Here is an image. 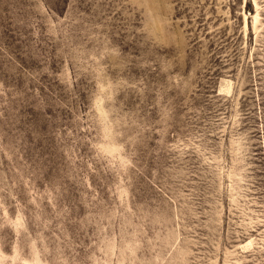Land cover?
<instances>
[{
    "label": "rangeland",
    "instance_id": "1",
    "mask_svg": "<svg viewBox=\"0 0 264 264\" xmlns=\"http://www.w3.org/2000/svg\"><path fill=\"white\" fill-rule=\"evenodd\" d=\"M0 264H264V0H0Z\"/></svg>",
    "mask_w": 264,
    "mask_h": 264
}]
</instances>
